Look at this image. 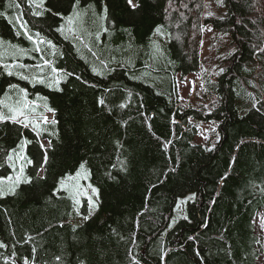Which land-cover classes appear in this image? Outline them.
Returning <instances> with one entry per match:
<instances>
[{"label":"trees","instance_id":"16d2710c","mask_svg":"<svg viewBox=\"0 0 264 264\" xmlns=\"http://www.w3.org/2000/svg\"><path fill=\"white\" fill-rule=\"evenodd\" d=\"M69 1L36 7L39 0H14L9 7L0 0V87L10 76L41 90L14 81L0 94V111L22 99L23 89L32 114L49 113L47 104L57 121L41 119L35 132L0 122V177L14 178L23 164L31 178L0 197V264H260L264 0H145L138 24L115 23L104 0L78 7L75 0L56 21L49 5L60 10ZM74 10L85 15L69 25ZM204 27L216 35L213 57L203 56ZM39 39L45 42L36 51ZM162 43L156 69L165 75L153 84L142 68ZM44 60L51 67L41 71ZM207 61L212 71L202 69ZM193 74L201 76L210 109L195 100L181 106L178 85ZM201 122L217 125L215 144L195 141ZM25 138L32 163L14 158L13 168L7 155ZM41 140L51 141L46 163ZM81 163L99 189V206L75 223L68 193L54 190ZM189 193L186 217L173 224L179 198Z\"/></svg>","mask_w":264,"mask_h":264},{"label":"rangeland","instance_id":"374dc122","mask_svg":"<svg viewBox=\"0 0 264 264\" xmlns=\"http://www.w3.org/2000/svg\"><path fill=\"white\" fill-rule=\"evenodd\" d=\"M69 1V0H68ZM75 0H71L67 3L66 6L63 8H60V10H56L52 6L49 5L50 9L56 11L55 19L56 21H60L62 19V15H66L70 12L73 2ZM88 0H81L82 4H85ZM106 4L108 5L109 15L113 19V21L117 24L119 23H125V24H138L143 16V11L145 6V0H133V4L130 5L128 3V0H104ZM135 5V7H133ZM119 11H122L124 14L121 17L117 16V13ZM215 32L211 30L209 27L203 28V56L205 54L211 53L210 57H213L216 55L215 50H210L212 40L215 38ZM163 39H166V36L163 37ZM153 57L148 61L147 66L142 68L144 76H146L147 81L150 83H156V79L160 77L161 75H165L162 72H159V70L156 69L157 63H158V57L164 56L165 51L163 49V43L159 45H153ZM208 62V61H207ZM208 63H202V69H206L208 71L213 70V66H211ZM213 64H215V61H212ZM155 70V71H154ZM20 83L21 85H24L25 89L28 91H31L32 93H40V89H32L29 85L15 80L14 78L10 76H6L2 80V85L0 87V94L3 92V90L6 88L7 85L14 83ZM179 84V83H178ZM179 88V95H180V103L181 106L189 105V101L192 102V100L202 102L204 101L208 109L211 108L210 101H207V97L204 95V89H203V81L201 79L200 74H193L187 78H184L180 84L178 85ZM215 98V97H214ZM216 124L215 123H209V122H201L198 124L199 131L197 134V139L195 140L197 143H207V144H215L218 139L219 135L216 130ZM85 169L88 170V168L85 165ZM89 171V170H88ZM81 184L87 186L88 184H91L90 176L87 180H81ZM92 185V184H91ZM95 187V186H93ZM89 194H91L89 192ZM194 197L193 193H189L184 197H180L176 208L174 210V214L172 217V223L174 224L178 220L186 217V207L188 200L192 199ZM81 204L75 205L73 202L74 207V220L75 223H82L86 219H84L85 216H89L96 211L97 208H90L87 202V197H81ZM93 199L96 200L97 197L93 196ZM183 201V203H182ZM255 225H256V233L259 236L261 242H264V209H262L257 216L255 217ZM258 262L260 264H264V251L258 258Z\"/></svg>","mask_w":264,"mask_h":264},{"label":"snow or ice","instance_id":"6c2138e0","mask_svg":"<svg viewBox=\"0 0 264 264\" xmlns=\"http://www.w3.org/2000/svg\"><path fill=\"white\" fill-rule=\"evenodd\" d=\"M128 3L130 5L133 4V0H128ZM14 4V0H10L9 7H12ZM43 4V0H39L38 3H36V7H41ZM80 4V0H76V6L78 7ZM15 7L19 8V4H15ZM91 7V6H89ZM135 7V5H133ZM103 15L100 17V19L103 21L107 17V7L105 6L103 9ZM36 15H41L40 12L35 13ZM0 15H3V13H0ZM85 15L83 11H73L72 15L67 17V21L69 25H73L77 20L82 19V17ZM17 20L20 21V28L24 29L26 33H28L30 30L27 29L26 23L21 20V17H17ZM70 32L73 31V29L70 27L68 29ZM106 31V29H105ZM160 28L158 27L156 29L157 33H160ZM162 34V33H161ZM39 36V33L36 34ZM67 38V37H66ZM97 38H99V34H97ZM28 39L32 40L33 37L31 34H28ZM45 41L42 39L36 40V51H39V45L44 43ZM49 45H51L53 48H55V45H52L51 41H47ZM23 51V50H21ZM20 68H24L25 65H18ZM45 66L51 67V63L48 60H44L43 64L37 65L38 68L43 70ZM4 67L7 69L9 68V65H4ZM53 73L57 72V69L54 67L51 69ZM95 71V69H93ZM9 74L11 75V72L9 71ZM19 75V73H18ZM67 75H70L68 73L64 74V77H53L51 83L49 86H58L60 84L61 79L65 78ZM22 79H28L27 76H21ZM36 82L38 83H44L45 80L43 77L36 78ZM12 88H16V85H12ZM22 93H24V97L18 101H16L14 104H7L5 107L7 108V112L0 111V122H12V123H18L22 125L25 128H28L29 126H32L34 131H37L40 129V121L34 120L31 118V114L35 112V107L30 104L27 100V93L21 89ZM2 103V102H0ZM101 105L104 104V100L101 99L99 101ZM45 108L49 112H54L55 110L48 107L47 104H45ZM43 123L47 124L49 123V117L43 116L42 117ZM51 123L55 124L57 121L52 120ZM31 141L27 138L23 139L20 142L19 145V151L17 149L13 148L11 149V153L7 155V161L9 164L15 168V162L14 158L18 159L20 161H25L27 164H31L32 160L28 158L25 155V150L27 148V145L30 144ZM51 146V141H48L47 144L41 143L40 147L44 149L45 155H44V161L47 162V149ZM86 163V162H85ZM85 163H81L79 166V169L76 171L74 175H68L66 178H62L59 181V186L54 190V194H59L61 191L67 192L70 199L74 202L75 205L81 204V197H87V202L90 208H98L99 206V189L96 187H93L91 184H88L87 186L81 184V180H87L90 176V172L85 169ZM7 181V183H5ZM22 183H31V178L25 175L24 166L23 164L19 168V171L13 178L12 176H6V177H0V197H5L7 195H15L16 189L22 184ZM89 192L91 194H89ZM93 196H96L97 199L94 200ZM183 203V201H182ZM91 213L89 216H85L84 219H89ZM0 247H6L2 242H0ZM59 259V257H57Z\"/></svg>","mask_w":264,"mask_h":264}]
</instances>
